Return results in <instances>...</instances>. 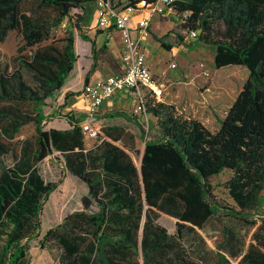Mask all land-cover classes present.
Here are the masks:
<instances>
[{"label": "trees", "instance_id": "16d2710c", "mask_svg": "<svg viewBox=\"0 0 264 264\" xmlns=\"http://www.w3.org/2000/svg\"><path fill=\"white\" fill-rule=\"evenodd\" d=\"M23 1L0 0V44L10 32L20 34V51L32 50L30 56L21 57L20 66L30 74L33 87L18 71L7 76L0 65V103L29 104L33 113L12 115L4 110L0 121H9L4 132L10 137L28 124H33L35 135L33 141L21 143L12 167L0 161V264H26L29 242L38 235L42 201L60 185L44 182L36 168L52 154L59 155L64 170L87 188L80 199L81 211L65 216L43 237L42 246L56 250L58 264H207L209 260L211 264H264V219H246L263 205L264 0H175L172 4L181 31L196 33L195 45L214 49L215 70L243 67L248 78L214 133L179 115L172 105L147 104L159 140L144 142L139 168L129 155L136 153L131 137L120 128H106L109 141L98 140L91 149L85 148L81 120L68 116L70 129L44 130L45 100L61 90L76 56L72 30L62 39V48L55 42L42 44L63 20L72 21L71 11L83 10V5L95 0H36L42 14L20 11ZM122 1L118 4L125 7L151 3ZM82 19L78 15L72 22L80 39L90 43L93 63L86 83L97 55L111 57L106 42L96 48L82 33ZM171 35L154 39L170 51L173 47L164 38ZM111 63L117 72L112 59ZM5 153L0 145V156ZM224 172L231 173L224 183L233 204L228 208L213 199L210 183ZM220 209L226 211L223 217L254 229L246 246L234 230L224 227L215 252L207 250L195 230L218 219ZM161 214L176 220L174 234L158 223Z\"/></svg>", "mask_w": 264, "mask_h": 264}, {"label": "rangeland", "instance_id": "374dc122", "mask_svg": "<svg viewBox=\"0 0 264 264\" xmlns=\"http://www.w3.org/2000/svg\"><path fill=\"white\" fill-rule=\"evenodd\" d=\"M115 1L121 4L124 3L122 0ZM85 6V13L93 16L92 3ZM20 11L29 14L31 12L42 14L43 12L38 10L36 0H24ZM48 13L52 15L51 12ZM78 15H81V11H71L72 21ZM72 21L63 20L62 24L51 32L49 40L42 45L55 42L58 48H62L63 43L61 41L66 37L67 33H70L71 30L72 33H77L73 28ZM63 25H65V28L62 27ZM150 31V37L144 44L148 55L147 64L151 67L153 75L157 76L158 81L165 87L166 94L163 102L174 106L178 114L184 118L196 120L209 132H216L219 128V122L225 117L228 109L242 90L248 78V71L243 67L237 66H228L215 70L213 67L214 49L209 46L195 45V41L190 44L185 42L187 35L181 31L180 22L174 15L163 18L154 17L150 24ZM82 33L86 34L83 31ZM95 33L98 35L99 31L95 30ZM169 33H172V35L166 36L164 43L171 45L173 48L170 51H166L160 47L154 37L160 38ZM179 37L183 41L180 42ZM102 39L103 37H98V41L101 42ZM114 39L119 40L120 36L115 34ZM21 47L20 34L18 32L9 33L5 41L0 44V65L5 68L7 76L12 75L14 71H18L24 82L28 86L33 87L30 74L21 69L20 66L21 57L30 56L32 50L20 51ZM172 65H174V68H171ZM96 69L100 70L103 76L116 73L111 59L106 55H97L94 70ZM130 102V100L124 101V106L111 110L107 116L103 117L98 124L97 133L91 140L85 137L84 143L86 149L92 148L96 143H99L98 140L104 137L106 127L116 125V127L121 128L131 137L129 141L132 140L136 153L130 152L129 155L135 165L138 166L144 142L159 140V133L156 120L149 118V122L146 124L140 118L132 117L133 109ZM4 110L12 115L33 113L31 105L21 103L1 102L0 111ZM80 120L83 121V117ZM8 123V120L0 121V145H3L6 150V153L0 156V161L5 167H12L20 153L21 143L25 140L33 141L35 134L33 124H28L10 137L4 132V130L9 128ZM36 168L44 182H59L60 185L42 201L38 235L29 242L26 264H58L56 250L49 245L42 246L43 237L48 230L60 224L65 216L81 211L80 199L87 194V188L77 178L69 175L64 170L62 158L57 154L47 156L36 165ZM230 176L231 173L224 172L210 180L212 197L219 203L220 207L228 208L233 205L224 188V183ZM260 196L263 205L255 215L246 218L247 221L255 220L259 222L264 219V189ZM92 211H94V208ZM218 213V219L213 218L202 230H195L204 240L207 250L215 252L216 243L221 241L224 227L234 230L237 237L241 238L246 246L254 229L246 223L236 222L223 217L226 214L224 209H220ZM158 223L169 234H174L175 219L161 214ZM188 240L193 245V238L189 237ZM192 247L195 248V246ZM207 264H211V260Z\"/></svg>", "mask_w": 264, "mask_h": 264}, {"label": "built area", "instance_id": "2783aa9c", "mask_svg": "<svg viewBox=\"0 0 264 264\" xmlns=\"http://www.w3.org/2000/svg\"><path fill=\"white\" fill-rule=\"evenodd\" d=\"M175 0H151L134 7L119 5L115 0H95V29L107 36H120V49L116 59L117 72L83 85L80 96L84 102L85 116L80 125L86 138L97 133V114L100 108L115 95L128 94L134 104L133 114L141 116L148 124L146 105L162 103L165 89L158 84L147 64L145 41L150 37V24L154 17L173 15ZM65 28V25L62 26ZM197 34L189 33L185 42L195 41ZM174 68V65L171 66Z\"/></svg>", "mask_w": 264, "mask_h": 264}, {"label": "crops", "instance_id": "0c3cea01", "mask_svg": "<svg viewBox=\"0 0 264 264\" xmlns=\"http://www.w3.org/2000/svg\"><path fill=\"white\" fill-rule=\"evenodd\" d=\"M85 5H83V8H82L84 13L82 12V10H78L79 12L81 11V15L83 18L82 21L80 22L79 26L82 29V31L86 33L87 37L90 40L94 41L97 48H99L103 43L106 42V45L109 48V55H110L114 65H115L116 64L115 58L117 57L118 51L120 49V40L114 39V35H115L114 33H112L108 36L105 33H101V34L96 35V33H95L96 29H95V7H94V4L92 3L93 13H94L93 16L94 17L91 16L90 14L85 13V11H86ZM150 33H151V31H150ZM73 35H74L73 49H74V53L76 56V61H75L73 70L70 72L69 76L65 80V83H64L63 87L61 88V90L59 92L55 93L52 98L45 100V106L42 108V112H43L44 116L46 117V119L43 123L44 124V130L54 129V130L64 131V130L70 129V126L65 121V117H68V116H71L74 121H78V120H80V118L83 117V121H84L85 108H84V102L80 96L82 87H83V85H85L87 83H92L98 79L106 77V76H103L101 74L100 70L96 69V70H94L93 73L88 75L89 76L88 80L85 83V76L90 71L92 63H93L92 62L90 43L81 40L77 33L76 34L73 33ZM98 37H103L101 42L98 41ZM84 48H85V50H84ZM147 56L148 55H147V50H146V57ZM146 61H147V59H146ZM116 68H117V64H116ZM150 69H151V67H150ZM109 75H111V74H109ZM109 75H107V76H109ZM152 75H153V73H152ZM153 76H154V79L156 80V82L164 87V85L158 81L157 76H155V75H153ZM164 89H165V87H164ZM165 94H166V91L164 93V96H165ZM127 100L131 101L130 104L132 105V109H134L132 97L128 94L115 95L111 101L105 103L100 108V110L97 114V122H96L95 126L97 128H99L98 124L100 123L101 119L103 117L107 116L111 110H114L116 108H120V107L124 106L123 103H124V101H127ZM162 103H164L163 99H162ZM164 104H166V103H164ZM132 117L138 118V119L140 118V120L144 122V120L141 116L133 114ZM147 117H148V122H149V118H152L153 120H155L150 115H148ZM83 121H81L79 123V126L82 124ZM109 127H111V126H109ZM112 127H116V125H112ZM106 128H108V127H106ZM117 128H119V127H117ZM90 140H91V138H90ZM102 140L109 141L105 137V134H104V137H102L100 139V141H102ZM131 142H132V140H131ZM118 144L119 143H117V145ZM141 155H142V153H141ZM140 158H141V156H140ZM139 166H140V161H139V165L136 167L139 168Z\"/></svg>", "mask_w": 264, "mask_h": 264}]
</instances>
